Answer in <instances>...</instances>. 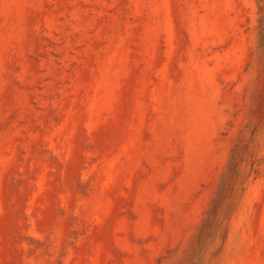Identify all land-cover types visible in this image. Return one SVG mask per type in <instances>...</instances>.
I'll use <instances>...</instances> for the list:
<instances>
[{
  "label": "rangeland",
  "instance_id": "1",
  "mask_svg": "<svg viewBox=\"0 0 264 264\" xmlns=\"http://www.w3.org/2000/svg\"><path fill=\"white\" fill-rule=\"evenodd\" d=\"M0 264H264V0H0Z\"/></svg>",
  "mask_w": 264,
  "mask_h": 264
}]
</instances>
